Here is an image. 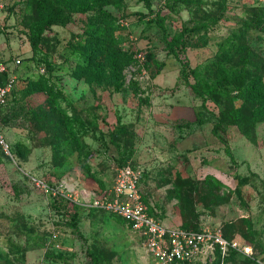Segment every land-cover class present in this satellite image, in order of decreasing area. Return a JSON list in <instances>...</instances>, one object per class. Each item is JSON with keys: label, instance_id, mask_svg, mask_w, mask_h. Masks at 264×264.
<instances>
[{"label": "rangeland", "instance_id": "rangeland-1", "mask_svg": "<svg viewBox=\"0 0 264 264\" xmlns=\"http://www.w3.org/2000/svg\"><path fill=\"white\" fill-rule=\"evenodd\" d=\"M147 1L0 0V61L21 60L0 114L12 153L0 150V264H155L94 206L127 165L160 224L246 250L189 264H264V0ZM59 10L66 24L33 51V24ZM223 70L261 86L216 88ZM39 78L46 89L28 94Z\"/></svg>", "mask_w": 264, "mask_h": 264}, {"label": "built area", "instance_id": "built-area-1", "mask_svg": "<svg viewBox=\"0 0 264 264\" xmlns=\"http://www.w3.org/2000/svg\"><path fill=\"white\" fill-rule=\"evenodd\" d=\"M20 65L21 60L17 58L11 63L0 61V73L7 74L5 84L0 85V108L10 102L12 90L18 80L15 70ZM0 150L6 157L12 158L11 148L1 132ZM138 182L139 174L129 165L118 169L113 197L95 200L94 206L119 216L125 226L143 240V246L154 258L155 264L205 261L215 259L217 253L223 260L231 250L246 253L236 241L226 239L220 230L201 227L194 231L160 224L149 215L142 201Z\"/></svg>", "mask_w": 264, "mask_h": 264}, {"label": "trees", "instance_id": "trees-1", "mask_svg": "<svg viewBox=\"0 0 264 264\" xmlns=\"http://www.w3.org/2000/svg\"><path fill=\"white\" fill-rule=\"evenodd\" d=\"M142 1H144L146 4V7L149 8L148 1L147 0H142ZM60 11L61 10L54 11L51 14H49L44 20L36 21L33 24L32 28H31V32L29 33V38H28L29 39V45L33 51H35V49L37 48V45H38L39 41L41 40L43 33L46 30H48L52 26H64L66 24V22H67L66 16ZM156 21L161 22V19L158 18V20L156 19ZM187 32H190V31L188 30ZM93 34L96 35L97 30H94ZM168 45L170 47V52L172 53L173 48H178V47L183 45V41H181L180 36H178L176 38H173L168 43ZM84 62L85 63L83 65H77L76 68L74 69L73 74L76 78H83V77H87V75H89V69L87 66L88 60H85ZM186 68H187V66L184 65L182 73H185ZM159 69H161V65L159 66L158 71H159ZM6 78H7V74L0 73V85L5 84ZM246 79L247 78H246L244 73L237 72V71L223 70L221 75H220V78H218L216 81H214L213 85L216 88H224V89L230 88L231 86H233V87L237 88V90L242 89L244 86H250V87H254V88H259V86H261V84H260L261 82H260L259 78H253L252 80H248V82L246 81ZM27 81L28 82L26 85V90H27L28 94H32V93L41 91L43 89H46V82L42 78H39L36 81H33V80H27ZM15 85H14V87H15ZM13 91H14V88H13L12 94H11V99H10L11 102L13 101V98H12ZM11 102H8V104L5 107L0 108V114H3V112L6 111V109L11 107V104H12ZM258 114L259 115L261 114L262 116H264V106L258 110ZM148 213H149V211H148ZM149 215H151V214L149 213ZM76 221H77V214L75 213L72 216L71 224H72L73 228L77 231ZM180 227L183 228L182 226H180ZM199 228L200 227L185 228V229L195 231V230H198ZM226 239H228V238H226ZM231 254H237L238 255L239 253L231 250L229 252L228 256H230ZM87 255L90 257L93 264H100V260L96 256L92 255L91 253H88ZM223 260L221 259L220 254L217 253L216 261L217 262H221V261L223 262ZM177 264H189V263L183 262V263H177Z\"/></svg>", "mask_w": 264, "mask_h": 264}]
</instances>
